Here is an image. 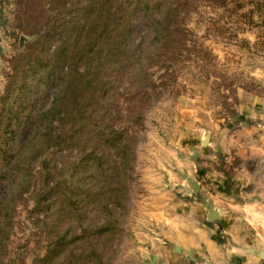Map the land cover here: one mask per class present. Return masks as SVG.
Masks as SVG:
<instances>
[{
	"label": "rangeland",
	"instance_id": "1",
	"mask_svg": "<svg viewBox=\"0 0 264 264\" xmlns=\"http://www.w3.org/2000/svg\"><path fill=\"white\" fill-rule=\"evenodd\" d=\"M82 2L0 0V97L19 60L40 54L42 30L60 18H73ZM251 8L247 2L235 9L233 3L223 7L213 0H196L173 17L170 33L157 43L152 41L155 33L147 19L135 20L132 42L151 43L144 59L150 86L136 108L144 115L134 172L127 179L126 209L110 205L113 218H119L117 230L109 241L108 234L94 233L111 218L104 209L106 200L84 198L81 208L65 205L62 210L56 201L48 212L40 213L33 210V189L17 204L2 264H100L89 256L92 246L98 248L104 264H164L156 259L160 256L157 211L165 191L193 190L181 172L198 183V190L264 191V24L258 12L255 23L250 21ZM56 44L51 43L47 58L53 57ZM122 79L125 97L120 98V106L126 117L130 115L128 98L140 88L132 87L127 77ZM124 126L132 134L136 123L118 121L117 127ZM83 140L74 149H50L36 161V186L42 179L44 158L52 159L58 178L63 175L73 182L72 164ZM213 171L217 177L211 176ZM221 179L227 187L222 188ZM99 187L93 186V191ZM202 199L209 202L205 196ZM83 229L90 238L83 236ZM59 232L67 233L65 249L43 261Z\"/></svg>",
	"mask_w": 264,
	"mask_h": 264
},
{
	"label": "trees",
	"instance_id": "2",
	"mask_svg": "<svg viewBox=\"0 0 264 264\" xmlns=\"http://www.w3.org/2000/svg\"><path fill=\"white\" fill-rule=\"evenodd\" d=\"M213 1L223 7L233 3L235 9L247 2L252 5L250 21L255 23L254 14L258 12L264 24V0ZM195 2L83 0L73 18H60L42 30L38 41L42 48L36 58L16 62L15 73L0 97V264L17 204L33 189V210L40 213L48 212L56 201L62 210L65 205L81 208L84 198L106 200L104 209L112 219L94 233L108 234L106 241L112 239L119 218H113L115 211L110 205L126 209L127 179L134 172L136 141L144 115L136 108L150 86L144 59L151 43L132 42L135 20L139 16L147 19L149 30L155 33L153 43L162 42L170 33L173 17ZM21 17L20 13V25ZM54 41L53 57L47 58L45 53ZM135 61L138 65L132 69ZM122 77L130 79L132 87L140 88L134 92L135 97L128 98L130 115L126 117L120 106V98L125 97ZM118 121L136 123V128L131 134L126 126L117 127ZM80 138L85 144L72 164L73 182L63 175L58 178L52 159L44 158L42 179L36 186L35 162L50 149L76 148ZM93 186L99 191L94 192ZM83 232L84 237H91L87 229ZM66 239L67 233L59 232L43 261L63 252ZM89 256L104 264L98 248L92 246Z\"/></svg>",
	"mask_w": 264,
	"mask_h": 264
},
{
	"label": "crops",
	"instance_id": "3",
	"mask_svg": "<svg viewBox=\"0 0 264 264\" xmlns=\"http://www.w3.org/2000/svg\"><path fill=\"white\" fill-rule=\"evenodd\" d=\"M203 170L210 174L208 168ZM220 182L227 187L225 179ZM176 191H165L158 206V262L264 264V191ZM209 203L219 210L212 220Z\"/></svg>",
	"mask_w": 264,
	"mask_h": 264
},
{
	"label": "water",
	"instance_id": "4",
	"mask_svg": "<svg viewBox=\"0 0 264 264\" xmlns=\"http://www.w3.org/2000/svg\"><path fill=\"white\" fill-rule=\"evenodd\" d=\"M207 142H208V137H206L203 140V143L204 144H206ZM180 174L183 176V178L188 179V181H189V183H190V185H191V187L193 189V190L187 189L186 191L188 193H192L193 191H198V189L200 188L199 185H198V183L196 181H194L193 179H191L189 177V174L188 173H182L181 172ZM209 206H210V219L212 220V219H214V218L217 217V214H218L219 210L214 206L213 203H209Z\"/></svg>",
	"mask_w": 264,
	"mask_h": 264
}]
</instances>
